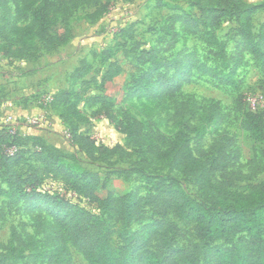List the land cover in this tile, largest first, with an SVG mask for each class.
I'll list each match as a JSON object with an SVG mask.
<instances>
[{"label":"rangeland","instance_id":"rangeland-1","mask_svg":"<svg viewBox=\"0 0 264 264\" xmlns=\"http://www.w3.org/2000/svg\"><path fill=\"white\" fill-rule=\"evenodd\" d=\"M243 1L248 6L260 7L251 18L257 35L264 23V0ZM163 2L168 5H162ZM55 3L58 12L51 35L56 38L69 30V42L50 53L45 43L36 42L38 57L22 61L16 58L19 47L12 41L15 8L10 4L6 9L0 2V129L23 137L41 138L62 153L61 168L48 167L30 153L15 163L0 159V189L19 192L42 181L37 190L66 197L103 216L99 205L85 196L84 182L78 185L81 175H99L97 195L104 199L110 191L121 197L142 187L141 172L165 175L167 171H161L159 165L127 147L126 136L102 115L101 105L91 103L96 96L112 101L110 112L119 120L133 116L141 122L159 148L173 139L177 131L176 116L183 114L185 120L195 116L193 123L202 128L203 137L200 139L197 133L191 135L194 149L210 152L222 135L234 137L239 155L233 170L248 176L245 182L236 184V190L247 193L263 183L264 163L259 152L264 145L251 138L242 115L264 111V74L248 54L243 53L239 58L240 66L233 71L230 83L194 75L174 97H129L133 76L138 75L136 58L142 50L155 48L167 59L188 53L207 58V46L198 37L186 33L182 24L176 25L174 35L164 38L166 20L171 15L200 16L188 1L66 0ZM18 24L25 25L22 21ZM237 28L238 24L225 19L217 29L218 38L228 43L230 55L236 54L241 43L239 36L229 35ZM104 50H111L113 54L107 62L99 56ZM83 59L89 62L90 73L83 80H71ZM112 64L123 68L125 74L104 83L103 76ZM147 69L148 66L144 68ZM62 91L72 92L70 102L75 104L74 108L67 103H54ZM73 110L77 114L73 115ZM87 138L99 146L94 151L95 158L89 157L84 149L90 145L85 141ZM51 174L57 179H49ZM175 176L190 197L201 199V192L189 178ZM72 186L81 191L71 189ZM141 193L147 194L142 188ZM25 206L23 201L16 203L0 197V264L10 255L8 246L18 241L24 242L20 247L25 248L27 256L42 254L39 264H49L51 259L55 264L58 251L56 246L47 243V236L52 233L57 219L70 221L71 217L44 203ZM178 224L192 238L194 224L184 221ZM141 228L135 227L136 230ZM70 252L71 264H88L74 248L71 247Z\"/></svg>","mask_w":264,"mask_h":264},{"label":"trees","instance_id":"trees-1","mask_svg":"<svg viewBox=\"0 0 264 264\" xmlns=\"http://www.w3.org/2000/svg\"><path fill=\"white\" fill-rule=\"evenodd\" d=\"M65 1L0 0L6 9L10 4L15 8V21L11 27L12 41L19 47L16 58L22 61L36 59L39 52L36 42L45 43L49 53L69 42V30L56 38L51 35L58 12L55 2ZM186 1L200 12V16L171 15L166 20L164 38L174 35L176 25L182 24L186 33L198 37L207 46V58L200 59L196 53H188L167 59L155 48L142 50L136 58L138 75L133 76L130 98L139 95L158 99L174 97L194 75L230 83L243 53L251 56L255 67L264 74V23L257 35L251 24L259 6H248L243 0ZM225 19L238 24L237 29L229 32L230 36L241 38L239 50L233 55L228 52V43L217 36V29ZM19 21L25 25L20 26ZM112 55L111 50H104L99 56L107 62ZM147 66L148 69L144 70ZM90 69L89 62L81 60L71 80H83ZM123 74V68L112 64L102 81L107 83ZM71 96V91H62L54 103H67L74 108ZM91 103L101 105L102 115L126 136L127 147L167 173L153 175L141 172L142 187L121 197L110 191L105 199L97 195L99 175H81L78 185L84 182L85 196L99 205L103 216L66 197L37 190L42 181L19 192L0 189V197L16 203L23 201L26 208L44 203L71 217L70 221L57 219L52 233L47 236V243L56 246L58 251L55 264L72 263L71 247L88 264H264V181L247 193L236 190V184L245 182L248 176L233 170L239 155L234 137L222 135L210 152L194 149L191 135L197 133L201 139L202 128L193 123L195 116L185 120L182 114L176 116L177 131L173 139L164 148H159L136 118H116L110 112V99L96 96ZM242 117L251 138L264 145V111L244 112ZM85 141L90 142L84 148L87 155L95 158L94 151L99 148L97 142L89 138ZM29 153L48 167L61 168L62 153L49 147L41 138L23 137L0 129V159L15 163ZM259 155L264 163V148ZM175 174L189 178L201 192V199L190 197ZM49 177L57 179L55 174ZM141 188L147 192L146 195H142ZM71 189L81 191L73 186ZM181 221L194 224L192 238L179 226ZM136 226L142 228L136 230ZM23 243L10 244L7 248L10 255L4 257L1 264H39L42 254L27 256L25 248L20 247ZM34 249L38 251L35 245ZM53 263L51 259L49 264Z\"/></svg>","mask_w":264,"mask_h":264},{"label":"crops","instance_id":"crops-1","mask_svg":"<svg viewBox=\"0 0 264 264\" xmlns=\"http://www.w3.org/2000/svg\"><path fill=\"white\" fill-rule=\"evenodd\" d=\"M25 63V62H24Z\"/></svg>","mask_w":264,"mask_h":264}]
</instances>
